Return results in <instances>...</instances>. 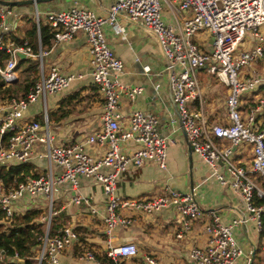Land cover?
<instances>
[{
	"label": "built area",
	"instance_id": "2783aa9c",
	"mask_svg": "<svg viewBox=\"0 0 264 264\" xmlns=\"http://www.w3.org/2000/svg\"><path fill=\"white\" fill-rule=\"evenodd\" d=\"M36 4L34 2L38 22ZM164 7L165 14L162 11ZM10 8L0 4V52L4 51L7 55L0 64V77L5 85L17 82L18 54L22 53L38 61V79L25 97L12 98L0 105V166L29 162L35 154L36 145L42 144L45 150L39 155L47 159V167L38 176L26 177L15 185L6 186L0 178V207L10 218L14 203L19 199L29 197L47 201L48 214L41 218L45 227L39 237L42 244L37 256L38 264L43 259L48 264H60V253L78 239L77 231L71 226H63L52 235H49V230L55 213L54 194L58 186L70 182L71 189L76 190L81 176L98 181L106 197L103 223L107 248L106 259L100 260L101 264H135L127 260L138 257L134 242L112 244L115 228L128 226L132 220L120 213L122 208L151 213L161 207L174 206L182 217L184 227L191 219L201 215L193 193L172 191L143 201L123 199L117 194L118 179L129 167L151 161L165 169L169 142L158 132L155 115L138 109L125 113L120 110L123 95L132 103L142 91L140 87L126 86L119 81L123 74V62L110 48L103 31L106 24L114 33L124 35L125 28L117 20L121 15L146 27L157 38L166 58L170 94L178 112L177 121L192 152L209 167L211 176L214 175L220 184L230 185L241 194L256 228L261 230L264 204L257 205L254 199L264 198V123H257L255 115L264 110V98L258 101L246 118L239 106L241 93L263 85L264 75L255 71L251 76L239 79L238 70L251 62L264 60V36L259 32L264 25V0H112L105 17L78 6L49 12L46 19L53 32V45L72 39L78 31L85 33L92 82L104 99L102 129L90 134L84 141L67 144L54 143L45 100L47 95L68 88L74 78L63 75L56 66L44 67V56L48 50L39 47L33 51L26 41L16 44L10 40V27L6 21ZM37 22L39 30L40 21ZM202 31L211 36L210 49H203L193 39L194 34ZM246 32L258 39V43H254L249 50L243 49ZM238 45L242 49L239 50ZM200 69L214 74L229 89L225 99L227 121L224 123L210 125L205 120L197 78ZM39 98L44 101L41 120L23 121V112ZM197 101L200 104L198 109L187 107V103ZM4 136L6 142L2 144ZM128 143L139 147L126 153L122 146ZM85 144L105 147L104 154L94 157L85 149ZM246 145L251 146L248 168L240 166L236 158L232 159L235 150L244 152ZM240 146L243 149H239ZM54 166L61 169L59 175L53 173ZM72 200L87 203V199L79 193H74ZM91 210L96 212L94 207ZM244 221L245 218H239L231 223H222L219 216L212 213L205 226V246L189 250L193 264H235L240 258L242 264H248L251 253L247 254L239 246L233 233L236 224ZM178 236L181 237V233ZM80 255L86 259L96 258L90 250ZM139 264L158 262L153 255L147 254Z\"/></svg>",
	"mask_w": 264,
	"mask_h": 264
},
{
	"label": "crops",
	"instance_id": "0c3cea01",
	"mask_svg": "<svg viewBox=\"0 0 264 264\" xmlns=\"http://www.w3.org/2000/svg\"><path fill=\"white\" fill-rule=\"evenodd\" d=\"M111 3L112 0H50L38 2L36 8L39 15L45 19L40 24L48 26L46 15L53 10H65L71 6H78L89 8L105 17ZM20 5V9L11 10L6 17L10 27L9 38L16 44L27 42L25 33L35 17L34 4ZM23 5L27 6L23 8ZM117 20L125 28L124 35L114 33L106 24L103 26V31L110 48L123 62V74L119 77V81L126 86L140 87L142 90L132 103L123 95L120 98V110L125 113L131 109H138L155 115L158 132L169 141L166 168L161 169L151 161L138 167H129L118 179L117 194L123 199L143 201L167 195L172 191L182 194L193 193L201 209V215L191 219L187 227H184L182 217L174 206L161 207L151 213L122 208L119 210L120 213L132 220L128 226L115 228L112 244L134 242L138 249V257L128 259L127 262L135 264H139L143 256L147 254L153 255L158 264H193L189 258V250L196 246H205L207 238L205 226L214 213L219 216L222 223H231L233 220L245 218L243 223L236 224L233 229L239 246L247 254H250L254 247H256L255 253L263 250L264 245L260 239L261 230L256 228L255 221L245 208L241 194L230 185L220 184L214 175L211 176L209 167L194 152L189 155L186 135L177 121V110L170 94L166 58L157 38L146 27L124 15L118 16ZM37 33H39L38 28ZM14 36L20 39V42L15 41ZM205 41L204 44L208 47L203 49H210L212 41L209 40V36L205 37ZM44 49L48 50V54L44 56L45 68L56 66L63 75H71L74 78L68 88L46 96L45 105L53 141L55 144L84 141L87 136L101 130L103 126L101 118L103 97L92 82L86 35L78 31L72 39L54 45L51 41V45ZM17 72L20 76L18 69ZM202 72H208L200 69L197 73L203 111L204 103L209 102L207 110L204 111L205 120L210 125L224 123L227 120L218 115L215 106H221L226 110L225 99L229 89L225 84L224 91L217 85L210 86L206 82L202 85L199 78ZM257 89L261 90L258 95ZM257 89L254 99L249 105L243 107L242 115L245 118L258 101L264 98V84ZM43 106L44 101L41 99L29 104L23 112V121L41 120ZM198 106H200L198 101L190 102L188 105L190 110H196ZM247 107L248 111H246ZM64 109L70 110L67 116L55 121V115ZM255 121L259 124L264 123L263 109L256 113ZM222 143L227 144L226 141ZM138 147L137 144L128 143L122 146V150L130 153ZM85 149L94 157L101 156L105 151V147L96 144H85ZM44 150V145L37 144L35 154L27 162L33 166V174L38 175L46 170L47 159L39 155L44 153ZM235 158L240 166L249 167L250 152L237 150ZM60 172L61 169L58 166L53 167L54 174L59 175ZM78 180L79 185L76 190L71 189L70 182L60 184L57 199L53 204L55 213L52 215L50 227H57L53 233L63 226H71L78 233V239L60 253L59 262L60 264H101L100 260L105 257L107 248L103 223L106 197L101 184L95 179L81 176ZM74 193L85 197L87 203L74 202L72 200ZM26 198L14 203L17 211L24 212L27 209L39 208L41 215L36 218L40 220L37 223H43L41 218L48 214L47 201L38 198L36 200L38 204L28 202ZM93 207L96 209L95 213L91 210ZM180 233L181 237L178 236ZM88 250L94 253L95 259L81 257L80 254ZM235 264H242V258Z\"/></svg>",
	"mask_w": 264,
	"mask_h": 264
},
{
	"label": "trees",
	"instance_id": "16d2710c",
	"mask_svg": "<svg viewBox=\"0 0 264 264\" xmlns=\"http://www.w3.org/2000/svg\"><path fill=\"white\" fill-rule=\"evenodd\" d=\"M25 34L27 44L33 51H37L39 47L43 49L49 47L53 39V32L49 26L40 24L39 33H37V26L33 19ZM13 38L15 41L20 42V39L15 36ZM6 56L4 51L0 52V64H3ZM17 69L20 71L19 79L11 85H5L0 77V105L7 103L12 98L25 97L38 79V61L35 59L20 58L17 63ZM69 111V109L62 110L55 115L54 120L58 121L64 118ZM5 142L6 136L2 140V144H5ZM32 168L33 166L29 163L1 165L0 178L6 186L15 185L25 180L28 176H38L36 173H32ZM26 200L39 204L36 201L37 199L27 197ZM254 201L257 205L264 204V198L258 199L255 197ZM40 215L41 210L39 208L18 212L16 205H14V212L8 218L6 212L0 207V264H17L12 261L13 259H22L24 264H38L37 256L42 244L39 237L44 233L43 223H37L36 221V218ZM54 229H57V227H50L49 235L53 233ZM262 238H264V214L261 215L260 239ZM104 259L106 258H102V260ZM259 260L256 252L252 264H259ZM40 264H48V261L43 259Z\"/></svg>",
	"mask_w": 264,
	"mask_h": 264
},
{
	"label": "rangeland",
	"instance_id": "374dc122",
	"mask_svg": "<svg viewBox=\"0 0 264 264\" xmlns=\"http://www.w3.org/2000/svg\"><path fill=\"white\" fill-rule=\"evenodd\" d=\"M25 8L27 5H23ZM21 5H15V6H11V10L13 9H20ZM163 13L165 14L166 12V8H163ZM15 11H13V15ZM34 20L37 22V19L34 17ZM43 23L45 21V19L43 18L42 15H39L38 17V22ZM37 22V23H38ZM259 32L261 33L262 36H264V25H262L259 28ZM209 36V40L212 41L211 36L206 32V31H202V32H198L196 34H194L193 39L199 44L201 45L202 48H207L208 45L204 44L205 41V37ZM204 37V39H203ZM207 43V40L205 41ZM244 50H249L251 48L252 45H254V43H258V39L256 37H254L253 35L250 34V32H246L244 35ZM238 49H242L241 45H238ZM255 71H258L260 74L264 75V60H259L258 62H251L250 64H246L244 66H242L239 70H238V74H239V79H243L244 76L248 75L251 76ZM199 78L202 81V85L206 82L208 83L210 86H218L220 90H225V85L219 81L217 79V77L214 74H210V73H206V72H202L199 74ZM211 82V83H210ZM227 87V86H226ZM258 90V89H257ZM257 90H248V91H244L241 93V97L242 99H240V106L239 109L240 111L243 112V107L247 106L250 104V102L254 99V93ZM261 90L257 91V95L260 93ZM259 97V96H258ZM42 100V98H39ZM208 104L209 102H205L204 103V111L207 110L208 108ZM188 105H190V103H187V107ZM217 113L219 116L224 117L227 120V112L224 108H222L221 106H215ZM246 111H248V107L246 108ZM53 131V128H52ZM239 149H243L242 146L239 147ZM244 152H250V156H251V146L250 145H246L244 148ZM237 152V150H236ZM235 152V153H236ZM233 160H235V156H233L232 158ZM44 171V170H43ZM42 171V172H43ZM57 199V192H55L54 194V201ZM45 209L47 210V206L45 205ZM44 225H43V229H44ZM262 244L264 245V238H262ZM264 247V246H263ZM258 253L259 256V264H264V248L263 250H260Z\"/></svg>",
	"mask_w": 264,
	"mask_h": 264
},
{
	"label": "water",
	"instance_id": "95a60500",
	"mask_svg": "<svg viewBox=\"0 0 264 264\" xmlns=\"http://www.w3.org/2000/svg\"><path fill=\"white\" fill-rule=\"evenodd\" d=\"M41 1H50V0H35V1L34 0H11V1L0 0V4L6 5V6H13V5H20V4H34V2L38 3ZM18 56H19V58H25L24 54H22V53H19ZM175 107H176V105H175ZM176 110H177V108H176ZM177 116H178V112H177ZM42 129H43V127H42ZM188 145H189V143H188ZM188 152H189V155L192 152L190 145L188 146ZM39 221L40 220H38V222ZM255 249H256V247H254L253 250L251 251L250 260H249L248 264H252ZM12 261L16 262L17 264H24V261L22 259H13Z\"/></svg>",
	"mask_w": 264,
	"mask_h": 264
}]
</instances>
